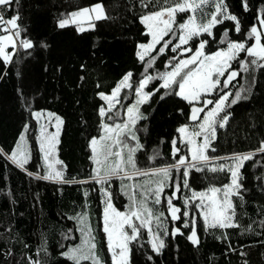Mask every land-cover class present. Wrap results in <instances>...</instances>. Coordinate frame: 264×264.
Returning a JSON list of instances; mask_svg holds the SVG:
<instances>
[{
    "label": "snow or ice",
    "instance_id": "6c2138e0",
    "mask_svg": "<svg viewBox=\"0 0 264 264\" xmlns=\"http://www.w3.org/2000/svg\"><path fill=\"white\" fill-rule=\"evenodd\" d=\"M19 2L0 0V60L4 65L10 64L20 50L30 54L29 50L35 47L31 39L22 35L26 29L18 23L19 12L5 17V10H11L13 4L18 7ZM139 6L143 11L138 20L143 26L141 35L146 42H137L135 56L143 71L139 77L128 71L109 93H97L104 103L97 110L99 135L89 139V159L93 166L88 178L66 177V166L57 158L63 118L50 111L28 108L38 124L39 134L35 141L43 161V174L28 172V175L58 184L99 185L103 205L100 230L105 234L111 264H132L134 246L141 250L147 247L159 256L167 246L166 238L184 236L182 229H189L187 240L193 246H199L197 225L200 222L205 232L219 229L221 236L217 239L228 241L225 230L242 227L237 220V200L242 205L243 193L247 189L241 170L257 155L264 157V139L259 141L258 147L247 152L212 155L218 151L215 147L218 130L226 128L232 116L230 109L250 98L254 73L257 69H264V4L257 11L256 22L249 26L241 41L232 40L229 35L233 30L240 34L242 25L237 15L229 11L226 0H139ZM242 6L248 11V0H242ZM178 14L187 15L180 21ZM110 18L104 4L98 2L62 15L57 26L64 29L74 25L77 33L82 34L94 31L97 22ZM226 21L233 22L234 27L225 28L217 39L213 30ZM210 42L223 47L208 52L206 49ZM40 46L48 47L43 42ZM169 52L171 55L164 61V70H160L157 60ZM233 63H237L238 68H234ZM242 74H246L249 83L239 85L235 92L229 90L230 85L236 87L233 82ZM157 94L160 101L176 97L185 102L189 107L188 113L182 108L178 112L186 117L188 123L178 126L175 129L177 135L169 142L171 163L141 167L137 154L145 151V145L141 143L140 133L147 132V128L137 126L140 121L148 119L142 107L150 104ZM129 100L130 103H125ZM29 127V124L24 125L10 152L0 148V157L25 171L32 159V147L27 136ZM49 128L55 131H49ZM165 142L161 139L160 144ZM161 156L158 148L153 149L147 160L154 163ZM256 164H261V161ZM193 172L211 173L213 179H219L218 174H222L227 182H209L204 189L196 190L189 182ZM117 180L121 194L128 200L123 211L113 202L111 187ZM166 189H171V193L167 194ZM83 195L87 197L88 190ZM174 201L182 202V206ZM162 204L166 205L163 210L156 207ZM84 208V211L68 217L76 221L79 243L61 244V248L66 247V250L60 255L71 264H107L98 254L87 204ZM177 222H180L178 227ZM169 223L172 224L171 229ZM260 224L264 226V220ZM251 230V225L245 228V231ZM7 231L10 232L11 228ZM71 233L69 229L64 239L75 240ZM24 247L29 246L24 244ZM229 250L236 251L231 244ZM0 254L5 257L13 255L11 249ZM42 255H48L46 240H42L37 248L36 259L26 257L27 264H44ZM144 255L148 262L154 264L153 255L147 252ZM240 255L246 256L247 253L241 251ZM244 264L248 261L245 260Z\"/></svg>",
    "mask_w": 264,
    "mask_h": 264
},
{
    "label": "trees",
    "instance_id": "16d2710c",
    "mask_svg": "<svg viewBox=\"0 0 264 264\" xmlns=\"http://www.w3.org/2000/svg\"><path fill=\"white\" fill-rule=\"evenodd\" d=\"M98 2L104 4L111 18L97 22L94 31L78 34L74 25L58 28L57 21L62 15ZM226 3L242 25L240 34L233 30L229 35L232 40H244L249 26L256 22L257 11L264 0H248V11L244 10L242 0H226ZM17 11L20 15L18 23L26 29L22 35L31 39L35 47L29 50L30 54L20 50L8 65L0 60V148L10 152L24 125L29 124L27 136L32 147V159L25 171L0 157V253L8 249L13 253L10 257L0 254V264H17V261L27 264V256L36 259L42 240L47 241L48 248V255H42L44 264H71L60 255L66 250V247L61 248V244L67 246L78 242L76 221L68 217L84 211L85 204L94 225L99 251L107 264H111L105 234L100 230L103 205L99 185L58 184L28 175V172L43 174V161L35 141L39 134L38 124L28 108L50 111L63 118L57 158L66 166V177L88 178L93 166L89 159V139L99 135L97 110L104 103L97 93H109L128 71H132L135 77L143 71L135 56L137 42H146L141 35L143 26L138 20L143 10L139 0H20L18 7L13 4L11 10H5V17ZM186 15L178 14V20L182 21ZM233 27V22L226 21L213 31L219 39L225 28ZM42 42L48 47L42 48ZM218 47L223 45L210 42L206 50L212 52ZM169 55L170 52L157 60L160 70H164L163 64ZM233 67L238 68V64L233 63ZM254 77L250 98L234 105L230 109L232 116L228 125L218 130L215 143L218 151L212 155L247 152L258 147L259 141L264 139V69H257ZM237 81L233 82L236 87L230 85L232 92L239 85L249 83L246 74L238 77ZM181 108L188 113L189 107L185 102L176 97L160 101L159 94L142 107L148 119L140 121L137 126L147 128V132L140 133L141 143L145 145V151L137 154L141 167H159L172 162L169 142L177 135L175 129L188 123L186 117L178 112ZM161 139L166 142L160 144ZM157 148L162 153L161 158L149 163L147 156ZM257 161L264 164V157L257 155L241 170L247 189L243 193L242 205L237 200V220L242 227L225 230L228 241L217 239L221 236L219 229L205 232L200 222L197 225L199 246H193L187 240L189 229H182L184 236L166 238L167 246L159 256L147 247L141 250L134 246L132 264H153L146 260L145 252L153 255L154 264H244L245 260L248 264H264V226L260 224L264 220V179H257L264 177V166L256 164ZM218 175L219 179H213L211 173L193 172L189 182L196 190L204 189L209 182H227L225 176ZM85 190L89 192L87 197L83 195ZM111 191L115 206L125 210L128 200L121 194L118 180L112 182ZM165 191L171 193V189ZM183 191L187 193V190ZM174 203L182 206L180 201ZM156 207L163 210L166 205ZM248 225L252 226L251 231H245ZM176 226H180V222ZM171 227L169 223V229ZM8 228H11L10 232ZM69 229L75 240L64 239ZM24 244L29 247L25 248ZM229 244L236 251H230ZM241 251L247 255L241 256Z\"/></svg>",
    "mask_w": 264,
    "mask_h": 264
},
{
    "label": "rangeland",
    "instance_id": "374dc122",
    "mask_svg": "<svg viewBox=\"0 0 264 264\" xmlns=\"http://www.w3.org/2000/svg\"><path fill=\"white\" fill-rule=\"evenodd\" d=\"M9 51H11V49H9ZM131 102V101H130ZM50 131H55V129L54 128H50ZM60 139V138H59ZM88 218H89V223L91 224V227L93 228V230H94V234H95V229H94V225H93V223H92V219H91V216L89 215V213H88ZM96 236V235H95ZM76 243H79V240H78V242H76ZM96 243H97V239H96ZM97 246H98V243H97ZM98 254L101 256V259L102 260H104L103 259V257H102V255H101V253H100V251H99V247H98ZM105 261V260H104ZM86 264H87V262H86Z\"/></svg>",
    "mask_w": 264,
    "mask_h": 264
}]
</instances>
